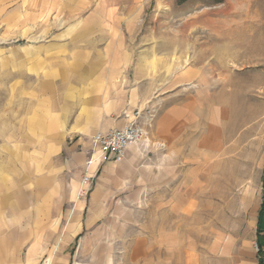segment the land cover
Listing matches in <instances>:
<instances>
[{"label":"rangeland","instance_id":"obj_1","mask_svg":"<svg viewBox=\"0 0 264 264\" xmlns=\"http://www.w3.org/2000/svg\"><path fill=\"white\" fill-rule=\"evenodd\" d=\"M97 23L98 31L86 39V30ZM110 43L143 54L156 73L163 67V80L172 74L163 92L175 87V75H183L179 89L193 102V123L177 142L155 133L160 106L150 107L156 116L137 147L144 161L159 165V181L154 176L144 188L148 200L124 203L130 211L119 225L126 226V236L145 231L153 243L161 237L174 241V235L163 234L175 222L163 195L173 193L177 180L185 197H197L201 223L210 229L239 226L264 202V0H0V168L13 152L36 146L33 132L46 117L39 101L63 94L56 86L69 79L70 55L100 49L109 56ZM212 115L217 147L207 153L204 121ZM91 143L80 140L87 147L85 162ZM85 162L78 166L73 206L91 193L90 187L79 197ZM168 242L163 249L156 243L155 256L174 257Z\"/></svg>","mask_w":264,"mask_h":264},{"label":"crops","instance_id":"obj_2","mask_svg":"<svg viewBox=\"0 0 264 264\" xmlns=\"http://www.w3.org/2000/svg\"><path fill=\"white\" fill-rule=\"evenodd\" d=\"M98 29V23L88 28L86 39ZM97 38L90 40L93 46ZM107 51L109 56L100 49L70 55L69 79L63 87L56 86L63 94L39 101L46 117L33 132L36 146L29 153L13 152L0 168V264H263L264 202L234 229H210L194 210L197 197L192 192L185 197L178 180L173 193L163 195L175 217L163 234L174 235V241L161 237L153 243L145 231L127 237L126 226L119 225L130 211L124 203L148 200L144 188L152 185L154 176L158 182L160 174L159 165L144 161L137 145L130 146L120 162L92 168L95 176L100 173L89 199L73 206L78 166L84 164L87 148L80 147V140L92 141L97 132L122 128L129 120L125 112L151 106H160L154 131L167 141L177 142L193 123V102L179 89L183 75H175V87L163 92L161 86L172 75L163 80V67L156 73L154 62L143 54L114 49L111 43ZM188 100L192 103L184 102ZM215 121V115L204 121L207 153L217 147ZM72 138L79 141L69 144ZM167 242L174 246V257L155 256L156 243L163 249Z\"/></svg>","mask_w":264,"mask_h":264},{"label":"built area","instance_id":"obj_3","mask_svg":"<svg viewBox=\"0 0 264 264\" xmlns=\"http://www.w3.org/2000/svg\"><path fill=\"white\" fill-rule=\"evenodd\" d=\"M129 117L128 123L109 132H97L92 139V151L85 163V172L79 188V197L88 192L95 173L92 168L108 162H120L125 158L126 150L143 142L146 127H151L155 119L152 108L136 109ZM146 125V126H145ZM264 264V250L261 254Z\"/></svg>","mask_w":264,"mask_h":264},{"label":"bare ground","instance_id":"obj_4","mask_svg":"<svg viewBox=\"0 0 264 264\" xmlns=\"http://www.w3.org/2000/svg\"><path fill=\"white\" fill-rule=\"evenodd\" d=\"M228 32H229V31H228ZM226 39H228V37H227ZM226 39H225V40H226Z\"/></svg>","mask_w":264,"mask_h":264}]
</instances>
